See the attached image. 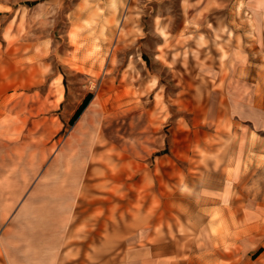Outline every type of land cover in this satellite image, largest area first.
<instances>
[{
  "label": "rangeland",
  "instance_id": "rangeland-1",
  "mask_svg": "<svg viewBox=\"0 0 264 264\" xmlns=\"http://www.w3.org/2000/svg\"><path fill=\"white\" fill-rule=\"evenodd\" d=\"M262 154L264 0H0V264H264Z\"/></svg>",
  "mask_w": 264,
  "mask_h": 264
},
{
  "label": "trees",
  "instance_id": "trees-1",
  "mask_svg": "<svg viewBox=\"0 0 264 264\" xmlns=\"http://www.w3.org/2000/svg\"><path fill=\"white\" fill-rule=\"evenodd\" d=\"M91 98V94H88L82 101V103L79 105L77 110L75 111L70 123H72L79 115L80 113L84 110V108L87 106L89 100Z\"/></svg>",
  "mask_w": 264,
  "mask_h": 264
},
{
  "label": "crops",
  "instance_id": "crops-1",
  "mask_svg": "<svg viewBox=\"0 0 264 264\" xmlns=\"http://www.w3.org/2000/svg\"><path fill=\"white\" fill-rule=\"evenodd\" d=\"M262 157H263V160L261 161V165L263 166L264 165V155L263 154H262ZM256 253H257V256L258 255H260V256L264 255V242H263V244L261 246H259V248H258ZM248 264H250V263H248Z\"/></svg>",
  "mask_w": 264,
  "mask_h": 264
}]
</instances>
